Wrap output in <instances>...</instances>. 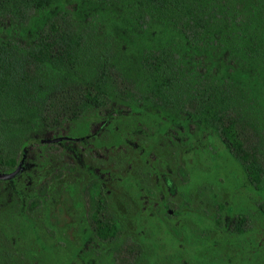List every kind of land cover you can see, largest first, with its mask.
I'll return each mask as SVG.
<instances>
[{
	"label": "trees",
	"instance_id": "obj_1",
	"mask_svg": "<svg viewBox=\"0 0 264 264\" xmlns=\"http://www.w3.org/2000/svg\"><path fill=\"white\" fill-rule=\"evenodd\" d=\"M198 143L260 187L264 0H0V172L23 156L22 172L0 180L14 215L40 213L49 182L34 196L16 187L36 164L58 167L53 181L72 154L107 165L132 144L150 151L134 171L152 190L158 174L188 181L181 153ZM67 189L93 235L117 241L123 226L99 181ZM232 229L245 231L242 214ZM26 254L0 230V264Z\"/></svg>",
	"mask_w": 264,
	"mask_h": 264
},
{
	"label": "rangeland",
	"instance_id": "obj_2",
	"mask_svg": "<svg viewBox=\"0 0 264 264\" xmlns=\"http://www.w3.org/2000/svg\"><path fill=\"white\" fill-rule=\"evenodd\" d=\"M130 145L132 148L114 155L107 165L72 154L64 159L72 169L61 168L62 175L53 181H49L50 176L58 167L40 169L36 164L28 169L16 184L24 195H38L39 186L49 182L34 221L23 214L14 215L9 197L5 193L0 196L4 203L0 204V230L12 240V246L26 251L23 264H78L75 249L87 244L89 232L67 187L92 178L101 181L113 211L125 226L123 245L133 242L141 246L136 264H264V211L258 196L248 194L243 200L236 179L224 176L225 164L220 160L215 165L203 143L191 147L185 156L181 153V162L188 170L186 183L181 184L175 173L164 182L159 176L152 181L150 192L134 171L141 163V153L150 157V151ZM212 189L224 205L220 217L211 200ZM158 202L161 207L166 202L175 205L170 218L158 214ZM237 203L245 205L241 210L247 216V230L241 234L230 229L236 210H240ZM88 246L99 258H106L104 264L114 261L115 246Z\"/></svg>",
	"mask_w": 264,
	"mask_h": 264
},
{
	"label": "flooded vegetation",
	"instance_id": "obj_3",
	"mask_svg": "<svg viewBox=\"0 0 264 264\" xmlns=\"http://www.w3.org/2000/svg\"><path fill=\"white\" fill-rule=\"evenodd\" d=\"M207 150L209 151V154L211 155V157L215 159V162H214L215 165H219L220 162H218V161H220V160L225 164V167H224V170H223L224 176L226 178H233L234 177V179H236L237 182H235V185L237 186L238 192L241 194V196L245 197L243 200H246V196L248 194H251V195L256 196V197L258 196V199L260 201L259 207H262V210L264 211V209H263V204H264V201H263L264 200V180L262 181L260 187L256 188L254 186H252V187L249 186L250 184L246 180H244L242 178V176L240 175L239 171L235 167H233V165L231 163V160L228 157L225 156L223 151H221V150L212 151V150H209V149H207ZM159 176H161V179L164 182V178L166 176L163 175V174L155 175L154 176V180L156 178H158ZM168 177H170V176H168ZM97 181H99V180H97ZM99 183L101 184L102 189L104 190V192H105V194H106V196L108 198L109 208L112 211V213L115 216V218L117 219V221L123 226V231H122V233L119 236V239L117 241L104 242V241L98 240L93 235V233L91 231V227L89 225V221H88V219L86 217L85 209L83 208V206L75 207L78 211L80 210L82 212V217H83V220H84L85 229L89 232V238H88L87 244H85V246H83V248H76L75 247L76 248L75 249V257L77 259L76 261L78 262V264H104V262H105L104 260L106 258H104V257L99 258V255H98V253L96 252V250L94 248H92V247L88 248L89 247L88 243H94L97 246H102V245L115 246L113 248V250H114L113 251V260L114 261L113 262H109L107 260L106 261L107 264H111V263L112 264H122L121 260H122V262L128 261L129 264H136L137 257L140 255V252H141V246L138 243H133V242L132 243H128V244L125 243L123 245V241H125V240H123V234H124V231H125V226H124L123 222L121 221V219L113 211V208L111 207V204H110L109 196H108V194L105 191V187L103 186L101 181H99ZM147 191L150 192L151 190H147ZM213 194L217 195L215 193V191H213V189H212L211 190V197H212ZM71 200H72V198H71ZM72 204H73V201H72ZM158 206L160 207V213L158 212L159 215H162L165 218H170L171 217V213L173 212L172 207L175 206L174 204L172 206H170L168 204V202H166L165 205L161 207V205L158 202L157 207ZM244 207H245V205H241L240 203H237V205H236V208H240V210L243 209ZM223 209H224V205H223ZM223 209L218 211V208L216 207L217 216L220 217L219 214H220V212ZM240 210H236L237 212H236V214L233 217L232 224H231L232 226H230V229H231L232 232H234L232 227L234 225L235 219H236V217L239 214H242V216L244 218V226L246 228L245 231L247 230V227H246L247 226V216L242 210L241 211ZM237 234H241V233H237ZM12 247L15 248L14 246H12ZM128 247H129V249H128ZM22 258H24L23 255H22ZM71 264H76V262L74 261Z\"/></svg>",
	"mask_w": 264,
	"mask_h": 264
},
{
	"label": "water",
	"instance_id": "obj_4",
	"mask_svg": "<svg viewBox=\"0 0 264 264\" xmlns=\"http://www.w3.org/2000/svg\"><path fill=\"white\" fill-rule=\"evenodd\" d=\"M23 170V156L20 158L16 168L8 173H1L0 172V180H8V179H12L15 178L16 176H18Z\"/></svg>",
	"mask_w": 264,
	"mask_h": 264
}]
</instances>
